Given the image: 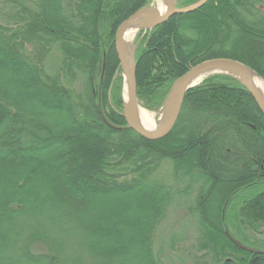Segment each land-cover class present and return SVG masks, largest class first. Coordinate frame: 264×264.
Wrapping results in <instances>:
<instances>
[{"label":"trees","instance_id":"1","mask_svg":"<svg viewBox=\"0 0 264 264\" xmlns=\"http://www.w3.org/2000/svg\"><path fill=\"white\" fill-rule=\"evenodd\" d=\"M153 1L0 0V264H264V116L237 79L204 77L161 139L126 127L115 34ZM133 49L151 112L206 60L264 80V0H207ZM180 195L195 231L159 247Z\"/></svg>","mask_w":264,"mask_h":264},{"label":"water","instance_id":"2","mask_svg":"<svg viewBox=\"0 0 264 264\" xmlns=\"http://www.w3.org/2000/svg\"><path fill=\"white\" fill-rule=\"evenodd\" d=\"M161 1L165 5L163 12H160L157 7L151 5L142 7L124 20L117 28L115 34L114 48L124 79L123 117L126 127L132 129L141 137L148 140H158L167 136L173 129L178 119L186 92L199 83H195V81L201 75H210L215 73L226 74L237 79L249 92L254 103L264 116V94L254 83L253 77L250 75V69L243 63L233 59L216 58L206 60L191 67L186 73L174 80L163 103L159 124L153 131L146 130L140 125L137 119L139 104L136 96L135 52L134 49H131L129 44L126 42L124 38L125 33L129 28H135L137 30L154 28L166 22L174 15L191 13L202 7L207 2V0H197L191 4L178 7L175 0ZM228 237L235 245L244 250L253 253L262 252L243 245L230 235H228Z\"/></svg>","mask_w":264,"mask_h":264},{"label":"rangeland","instance_id":"3","mask_svg":"<svg viewBox=\"0 0 264 264\" xmlns=\"http://www.w3.org/2000/svg\"><path fill=\"white\" fill-rule=\"evenodd\" d=\"M161 3L164 5V3L162 1H161ZM151 6L158 8L159 2L157 0H154L152 2ZM164 7H165V5H164ZM131 30L134 31V35L130 40H128L126 42L129 44V47L132 49L134 46L135 39L137 37L139 30H137L135 28H129L127 31H131ZM201 81H199V83ZM122 95H123V89H122ZM139 106L141 108H143L140 104H139ZM143 109H145V108H143ZM145 110L151 114V116L155 122V128H156L157 125L159 124L160 119H161L162 109H160L158 112H151V111H148L147 109H145ZM164 166L159 170V175L162 177V179L166 183H171L173 181L170 179L169 174H168L170 167H168V170H166V167H164ZM190 198L191 197H188L187 195H180L175 200L176 202L170 208V210H169L170 212H169L168 217H167V223L165 226V228L167 230L166 231L164 230L163 234L160 233L161 235L157 234L156 241H157V244L159 245V247L166 246L169 243V241L172 237L170 235L172 233L176 234V235H180L177 233H181L182 236L187 235L188 237H191L193 235V233L195 231L194 224L192 223V221L190 220V218L188 217V215L186 214V212L184 210V204L187 201H189ZM166 233H168V234H166Z\"/></svg>","mask_w":264,"mask_h":264},{"label":"bare ground","instance_id":"4","mask_svg":"<svg viewBox=\"0 0 264 264\" xmlns=\"http://www.w3.org/2000/svg\"><path fill=\"white\" fill-rule=\"evenodd\" d=\"M159 2L158 9L160 12L164 11V5L161 3V0H157ZM134 35V31H127L124 35V38L126 41L130 40ZM245 65V64H244ZM250 75L253 77L254 83L259 87V89L264 94V80L260 77H258L252 70H250ZM207 75H201L195 83H198L201 81L204 77ZM137 119L140 125L145 128L146 130L153 131L155 129V122L149 112H147L145 109L141 108L139 106L138 113H137Z\"/></svg>","mask_w":264,"mask_h":264}]
</instances>
